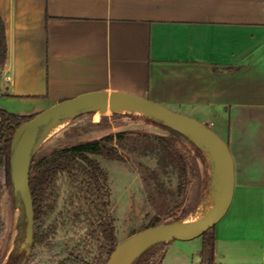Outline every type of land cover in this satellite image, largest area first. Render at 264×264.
I'll use <instances>...</instances> for the list:
<instances>
[{"label": "crops", "instance_id": "0c3cea01", "mask_svg": "<svg viewBox=\"0 0 264 264\" xmlns=\"http://www.w3.org/2000/svg\"><path fill=\"white\" fill-rule=\"evenodd\" d=\"M0 16L1 108L119 91L204 123L233 164L215 262L264 264V0H0Z\"/></svg>", "mask_w": 264, "mask_h": 264}, {"label": "trees", "instance_id": "16d2710c", "mask_svg": "<svg viewBox=\"0 0 264 264\" xmlns=\"http://www.w3.org/2000/svg\"><path fill=\"white\" fill-rule=\"evenodd\" d=\"M6 58L5 25L0 16V70ZM35 114H17L0 107V197L4 190L7 204L21 209L14 246L8 255L7 248L0 251V264H33V259L44 250L49 257L42 264H104L107 261L118 240L109 177L102 159L128 163L138 172L145 197L156 208L142 229L183 221L205 197L209 176L201 166L204 154L193 138L160 123L157 126L166 133L143 128L113 130L111 117L101 115L97 121L72 125L64 132L66 137L73 139L107 129L99 136L42 143L32 152L28 185L33 233L32 241L25 243L26 217L11 180V140L15 129ZM136 153L168 163L175 172L174 186L165 187L155 171L143 162L136 161L133 165L131 156ZM65 225L79 230V234L60 250L53 251V238ZM3 227L4 219L0 218V236ZM200 236V264H217L214 226ZM170 243L152 246L133 264H161Z\"/></svg>", "mask_w": 264, "mask_h": 264}, {"label": "rangeland", "instance_id": "374dc122", "mask_svg": "<svg viewBox=\"0 0 264 264\" xmlns=\"http://www.w3.org/2000/svg\"><path fill=\"white\" fill-rule=\"evenodd\" d=\"M165 106L171 110V106ZM112 113H117L118 116L112 117ZM101 115H109L111 117L113 122L111 127L113 130L143 128L151 132L166 133L165 129L157 126L158 123L164 125L165 123L163 121L154 118L151 114L138 108L101 106L80 112H69L52 119L39 135L37 147L42 143L47 144L57 141L68 142L70 140L99 136L107 129L104 128L99 131L89 132L73 139L66 137L64 132L72 125H87L91 121H97ZM195 142L201 148L205 157L201 166L209 176V185L204 199L200 202L196 210L188 215L183 222L198 221L206 216L217 205L221 190L219 176L208 149L197 141ZM131 161L133 165H135L136 161H141L146 164L160 177L159 179L165 184V187L174 186L176 182L175 172L164 160L159 161L156 157L136 153L131 156ZM102 164L108 172L111 189V208L116 219L117 240L120 243L128 238L131 232L140 231L154 214L156 208L147 201L140 176L130 164L105 159H102ZM20 213V207L11 208L7 204L5 192L2 190L0 197V218L4 219V227L0 236V251L7 248V255L14 246V237L17 234L16 225ZM78 234L79 230L69 225L59 228L53 238L55 245L53 251L60 250L65 243L71 242ZM201 241V236L190 240H174L169 244L170 247L167 249L161 264H200L199 250L201 248ZM7 255L4 261H6ZM48 257L49 255L44 250L32 262L33 264H42Z\"/></svg>", "mask_w": 264, "mask_h": 264}, {"label": "water", "instance_id": "95a60500", "mask_svg": "<svg viewBox=\"0 0 264 264\" xmlns=\"http://www.w3.org/2000/svg\"><path fill=\"white\" fill-rule=\"evenodd\" d=\"M119 104L135 107L158 118L171 128L189 135L204 145L212 157L221 183L217 205L202 219L194 222L161 223L142 229L118 243L104 264H133L146 250L162 242L189 240L200 236L214 226L225 214L233 193V164L226 143L207 125L189 116L176 113L149 99L119 91H93L60 100L21 123L14 131L11 147V180L13 192L21 199L25 217V243L32 241L33 208L28 185L29 164L38 138L52 119L69 112Z\"/></svg>", "mask_w": 264, "mask_h": 264}, {"label": "bare ground", "instance_id": "6f19581e", "mask_svg": "<svg viewBox=\"0 0 264 264\" xmlns=\"http://www.w3.org/2000/svg\"><path fill=\"white\" fill-rule=\"evenodd\" d=\"M101 106H109V107H123L122 105H119V104H106V105H101ZM99 106V107H101ZM139 109V108H138Z\"/></svg>", "mask_w": 264, "mask_h": 264}]
</instances>
